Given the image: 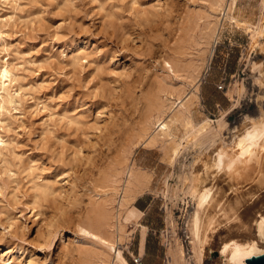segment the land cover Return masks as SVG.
I'll use <instances>...</instances> for the list:
<instances>
[{"label": "rangeland", "instance_id": "1", "mask_svg": "<svg viewBox=\"0 0 264 264\" xmlns=\"http://www.w3.org/2000/svg\"><path fill=\"white\" fill-rule=\"evenodd\" d=\"M230 1L0 0V264H167L177 245L184 264L229 262L228 228L264 207L262 142L213 165L264 117V0Z\"/></svg>", "mask_w": 264, "mask_h": 264}, {"label": "bare ground", "instance_id": "2", "mask_svg": "<svg viewBox=\"0 0 264 264\" xmlns=\"http://www.w3.org/2000/svg\"><path fill=\"white\" fill-rule=\"evenodd\" d=\"M235 3H236V0H231L229 6L231 7V5L232 6L235 5ZM9 74H10L9 70L6 66H4L0 69V80H1L0 85H1V88L3 89V91L7 90V84H6L5 80L9 78ZM198 85H199V78H198L196 87ZM0 97H1L0 107L2 106L1 102H4L5 100L10 101V98L7 94L3 95L2 93H0ZM237 102H239L238 99H236V103ZM5 103H7V102H5ZM6 107H8V106H6ZM180 113L181 112H179V115H177V114L176 115L178 117L181 115L180 116V118H181L183 113L182 114H180ZM176 115H174V117ZM185 115L186 114L184 113L183 119H184L185 123L190 125L191 127H193L192 119L190 118V115H187V116H185ZM178 117L174 118V119L177 120V119H179ZM222 121L223 120H219L220 125H223ZM166 122L167 121H165V123H163V126L166 130H164L162 128L165 132L169 130L168 129V127H169L168 123L169 122L168 123H166ZM208 123H209L208 119H205V121H203V123H201L196 128V132H199ZM232 141H233V147L234 148L232 150H227L224 147L220 148L214 157L213 165H215L216 167H218L220 169H225L226 167L229 169H235L238 162L242 160V157H247V156L250 157L254 153L256 146H260L261 142L264 144V117L251 118L249 116H246L244 121L242 122L240 128H238L236 133L233 134ZM0 142H3V139L1 136H0ZM91 156H93V155H91ZM167 156H169V154ZM134 170L130 171L129 180H130V178H135V179L138 178V176H135ZM191 179L192 180H191V183L189 185V191L197 197V200H198L197 205L199 207L203 208L214 197L215 190H213V185L208 186L207 184H204V183L203 184H197L198 182H196V180L198 179V176L196 174L193 175ZM143 189L144 188L142 185L136 184L134 187H132L129 190V193H127V195L125 196V200H127L128 198L134 199L140 191H143ZM262 200L264 201V196L262 197ZM234 206H235L234 213L237 214L238 208L240 207L239 201L236 202V204ZM255 207H256L255 205L248 207L249 209L245 213H243L242 215H239L240 214L239 213L236 216L238 218L237 222L228 228L227 232L229 234L227 233L228 234L227 237L222 241V243L220 245V254H226L227 253V255L229 256V258H228L229 262L227 264H247L246 263L247 257H249L253 254H260V253L264 252V207H262V206L258 207L257 211L260 210L261 212L260 213L257 212L258 215L256 216V218L254 216H252V217L250 216L251 210H255ZM253 217L255 218L254 224L251 222ZM103 225L104 224H102V226ZM88 226H89V228L88 227H82V229L86 230L88 233H91L97 237L98 236L101 237V233L99 234V233H96L94 231V228H95L94 222H89ZM100 226H101V224H100ZM200 227H201L200 226V215H199V210H197L194 214L193 219H192V230H193V233L195 234V236L197 237V239L200 240V246H199V249L197 251V253L199 254V258L201 257V255L205 254V252L203 250L202 243H204L207 240V239L201 240L199 238ZM233 237H235V238H233ZM117 260H118L119 264H129V262L121 254L120 250L117 253ZM184 261H186V258H185V253H184L183 247L180 245H177L172 252V259H170L167 264H184Z\"/></svg>", "mask_w": 264, "mask_h": 264}, {"label": "water", "instance_id": "3", "mask_svg": "<svg viewBox=\"0 0 264 264\" xmlns=\"http://www.w3.org/2000/svg\"><path fill=\"white\" fill-rule=\"evenodd\" d=\"M247 264H264V252L260 254H253L246 258Z\"/></svg>", "mask_w": 264, "mask_h": 264}, {"label": "built area", "instance_id": "4", "mask_svg": "<svg viewBox=\"0 0 264 264\" xmlns=\"http://www.w3.org/2000/svg\"><path fill=\"white\" fill-rule=\"evenodd\" d=\"M135 261H136V262H139V261H140V258L135 259Z\"/></svg>", "mask_w": 264, "mask_h": 264}]
</instances>
